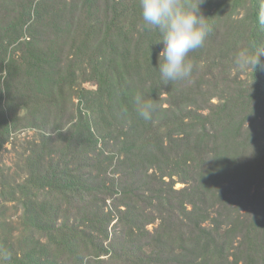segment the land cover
I'll return each instance as SVG.
<instances>
[{"label": "trees", "instance_id": "trees-1", "mask_svg": "<svg viewBox=\"0 0 264 264\" xmlns=\"http://www.w3.org/2000/svg\"><path fill=\"white\" fill-rule=\"evenodd\" d=\"M210 1L200 6L211 30L188 54L191 76L168 83L158 68L161 34L144 26L139 0H24L8 9L0 36V146L24 119L17 113L50 119L53 107L69 104L68 90L81 77L96 84L90 93L105 115L97 126L115 129L107 136L118 142L92 154L98 142L78 113L65 142L72 160L34 178V195L23 199L27 231L12 242L21 255L11 254V264H27L50 248V257L71 264H264V59L251 68L249 83L215 104L207 100L206 113L196 108L201 83H189L205 77L197 73L220 29ZM227 2L229 19L247 5L233 29L247 32L245 49L255 55L264 47V2ZM12 45L24 52L8 53ZM164 90L176 95L175 106L163 107ZM138 93L154 102L150 120L138 115ZM59 148L42 142L47 155ZM106 200L114 214H83L76 224L55 226L57 206L78 202L87 209ZM113 220L116 240L97 246L92 232L99 227L106 241Z\"/></svg>", "mask_w": 264, "mask_h": 264}, {"label": "rangeland", "instance_id": "rangeland-1", "mask_svg": "<svg viewBox=\"0 0 264 264\" xmlns=\"http://www.w3.org/2000/svg\"><path fill=\"white\" fill-rule=\"evenodd\" d=\"M24 0H0V36L6 30L7 23L9 21L8 9L12 10L13 7L19 5ZM264 2V0H259ZM210 9L213 11L219 9L220 14V29L213 37L211 43V49L208 50L206 55L202 57V61L199 67V74L201 78L205 76L201 81L200 78L192 79V83L189 84L196 88V83H201L197 87L201 97H199V104L196 108H199L203 113H206L209 103H217L221 98H226L237 89V84L242 82L249 83L251 68L239 69L234 64V57L236 54L245 49V38L247 32H236L234 34L235 20L242 19L246 15L247 5L237 7L233 12V16L229 19L228 15L231 10V3L227 0H211ZM226 46V47H225ZM225 47V48H224ZM11 54L23 53V47L16 48L15 45L9 47ZM224 51L223 55H218ZM222 61H220V57ZM264 59V56H262ZM264 70V65H263ZM195 77V76H194ZM264 79V78H263ZM189 86V85H188ZM96 89V84L87 78H80L79 83L71 88L69 93L71 94V100L67 106L60 105L53 107L51 113L54 115L50 119L40 117L39 120L33 119L31 116L24 112L17 113V116L23 120H17L15 126L10 132L8 140L0 146V250H7L11 254L17 253L21 255L18 248L13 246V240L20 238L23 231L26 230V226L22 222L21 218L24 213L23 202L25 196L34 195V178H39L46 175L48 168H55L58 171L64 167L65 162L71 161L70 152L67 154L65 147L66 138L71 132V127L77 122L78 113L85 115L90 120V130L94 136V140L98 142L97 147L93 149L91 147V153H97L98 150L104 152L111 151L116 147L117 141L113 138L108 139V133H110L112 127L109 130L99 129L98 123H104L102 121L101 108L97 107L93 101V94L90 93ZM80 90H83L81 97ZM89 90V91H88ZM264 90V84H263ZM209 98V99H207ZM163 107L168 108L175 106L178 99L176 95H172L169 91L164 90L162 94ZM203 103V107L200 105ZM189 109L195 107L189 106ZM103 110V107H102ZM200 111L198 109H195ZM105 116V115H104ZM45 140L47 143L52 144L54 147H61L57 151L52 152L51 155L44 153L42 149V142ZM103 141H105L103 143ZM108 143V144H107ZM67 144V143H66ZM70 145V144H69ZM71 146V145H70ZM73 147V146H71ZM72 149V148H71ZM74 149H72L73 151ZM90 153V151H88ZM89 157H91V154ZM64 154V159L62 156ZM45 156V159H41ZM66 156V157H65ZM111 177V176H110ZM175 187L181 188L182 184L177 183ZM156 189H160L156 187ZM47 192V190L45 191ZM81 204H70L57 206L55 208L53 218L55 219V226L71 225L78 223V220L83 217V214L90 220V215L93 214L97 218H102L107 213L114 214V205L112 200H106L105 202H98L87 209ZM83 211V212H81ZM115 220L111 221L106 229L108 233V239L104 241L102 235H100V228L97 227L91 234L94 243L97 246H104L110 248V244L116 240L113 224ZM154 225L148 226L149 230H152ZM4 239H8L4 241ZM43 239V238H42ZM9 241V242H8ZM52 249L46 251L45 256L40 255L33 257V261L29 260L27 264H71L65 263L64 260L56 261L50 257ZM85 264H96L90 259H85ZM10 260H3L0 257V264H11ZM17 264H20L19 262ZM73 264V263H72Z\"/></svg>", "mask_w": 264, "mask_h": 264}, {"label": "clouds", "instance_id": "clouds-1", "mask_svg": "<svg viewBox=\"0 0 264 264\" xmlns=\"http://www.w3.org/2000/svg\"><path fill=\"white\" fill-rule=\"evenodd\" d=\"M204 0H139L144 26L155 28L161 34L163 44L158 53L161 79L165 82L183 81L191 76L193 63L188 59L189 52L201 47L208 35L210 26L201 13ZM258 22L264 26V9H261ZM264 56V47L258 48L255 55L247 49L239 51L234 64L239 69L259 65V57ZM138 115L145 121L151 119L154 102L146 100L142 94L134 97ZM3 260L11 259V253L0 250Z\"/></svg>", "mask_w": 264, "mask_h": 264}]
</instances>
